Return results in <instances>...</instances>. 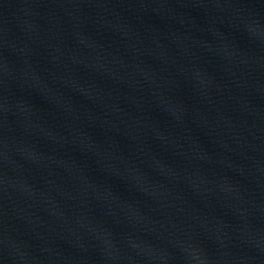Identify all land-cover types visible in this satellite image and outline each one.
Returning a JSON list of instances; mask_svg holds the SVG:
<instances>
[{
	"label": "water",
	"instance_id": "1",
	"mask_svg": "<svg viewBox=\"0 0 264 264\" xmlns=\"http://www.w3.org/2000/svg\"><path fill=\"white\" fill-rule=\"evenodd\" d=\"M0 264H264V0H0Z\"/></svg>",
	"mask_w": 264,
	"mask_h": 264
}]
</instances>
